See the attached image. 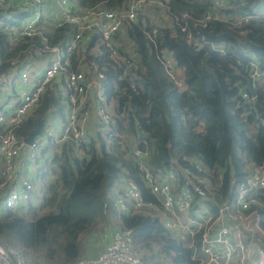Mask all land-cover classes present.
<instances>
[{"label":"trees","instance_id":"trees-1","mask_svg":"<svg viewBox=\"0 0 264 264\" xmlns=\"http://www.w3.org/2000/svg\"><path fill=\"white\" fill-rule=\"evenodd\" d=\"M11 1L16 8H10V0H0V19L22 9L24 0ZM213 1L166 0L164 8L152 6L146 15L139 13L135 21H126L115 42L119 55L130 56L127 65L117 63L94 31L84 35L85 50L76 52L71 64L75 68L86 62L104 68L106 95L114 102L117 130L125 137L146 138L154 169L194 170L195 160H200L210 172L211 183L218 182L219 191L225 193L232 180L241 181L251 165L264 162V86L253 90V110L241 95L247 91L248 62L253 56L264 60V19L237 26L227 20H210L202 26L199 20ZM244 1L240 5L239 0H224V13L264 5V0ZM75 2L81 10H123L128 4V0ZM179 24H186L193 40L201 45L190 42ZM42 28L50 44L75 30L66 23L56 25L52 19H45ZM152 29L156 30L153 41L148 37ZM12 32L0 30V74L11 68L16 55L29 56L41 43L40 37H26L12 44ZM161 48L180 69L186 90L180 92L166 74L157 56ZM62 80L57 78L54 84ZM53 88L45 89L39 103L15 128L18 136L26 137L46 117L50 106L59 105ZM84 150L85 156L80 157L71 143L63 144L54 156L52 176L43 172L35 180L27 207L0 215V242L16 243L26 257L40 255L52 264H69L84 255L81 235L113 213L120 223L117 227L133 231L143 264H196L185 242L171 237L150 211L117 213L112 191L122 175L145 199L151 198L119 139L106 145L97 134ZM219 173L221 180L216 178Z\"/></svg>","mask_w":264,"mask_h":264},{"label":"built area","instance_id":"built-area-1","mask_svg":"<svg viewBox=\"0 0 264 264\" xmlns=\"http://www.w3.org/2000/svg\"><path fill=\"white\" fill-rule=\"evenodd\" d=\"M46 1L24 0V14L20 15L19 10L14 18H9L14 13L11 11L0 19V30L13 31L9 36L12 44L26 37L41 39L32 53L26 51L29 56L16 55L11 60V68L0 74V101L5 100L7 89L13 97L10 106H0V215L27 207L35 192L38 173L43 168L54 170V156L63 144L71 143L80 157L85 156L84 147L98 134L106 145L118 138L126 147L151 195L150 199H145L135 184L120 176L112 191L117 213L150 211L172 237L185 242L196 264H264V162L251 165L241 181L232 180L225 193L219 191L218 182L211 183L210 172L200 160H195L194 170L154 169L146 138L142 135L125 137L117 130L114 102L106 95L104 68L86 62L77 63L75 68L71 64V57L85 50L82 43L89 31L99 35L101 43L119 65L129 64V55L117 53L116 34L122 31L126 21H135L139 13L146 15L148 8H164L166 0H128L123 10H81L75 0H50L58 14L53 20L56 25L75 26V30L57 44L49 43L42 28ZM239 1L240 5L245 4L244 0ZM224 4V0H214L199 23L206 26L210 20H227L237 26L253 19H264V5L254 10L224 13ZM9 6L16 8L11 0ZM4 18L15 24L2 26ZM179 25L190 42L201 45L193 40L186 24ZM155 35V29L148 33L152 41ZM36 55L42 57L38 61L42 63L40 66L33 64ZM170 55L163 48L157 51L166 74L182 92L187 86ZM248 66L247 82L252 90L264 86V60L253 56ZM60 77L63 80L54 84ZM50 86L56 88L63 120L62 114L55 113V105L50 106L41 134L28 144L25 137L15 133V128L27 118ZM241 95L253 110L254 94L247 90ZM216 178L221 180V174ZM0 264L42 263L29 260L20 246H6L0 242ZM69 264H143V254L130 228L115 227L98 252L84 254Z\"/></svg>","mask_w":264,"mask_h":264},{"label":"rangeland","instance_id":"rangeland-1","mask_svg":"<svg viewBox=\"0 0 264 264\" xmlns=\"http://www.w3.org/2000/svg\"><path fill=\"white\" fill-rule=\"evenodd\" d=\"M16 15L17 14H15V12H14L13 14H11V16L9 18H11V17L14 18ZM7 19L8 18L2 19V21H1L2 22V26H5L8 23L9 24H15L13 21L9 22ZM162 21L165 22V19L162 18ZM119 225H120V223L117 220L116 214L112 213V214H110L108 216V218L100 220V222H98V224H96L95 226L89 228L84 234L81 235V242H82V244L84 245V248H85V252L83 254H90L95 249H98V247L100 246L99 244L102 243V242L99 243V240L104 238V236L109 232V230L111 228L117 227ZM92 233H95L97 238L93 237V239H91ZM88 236H90V237L87 239ZM2 244L6 245V246L16 245V243H14L12 241H9V240H6L5 242H2ZM156 249H157V247H154V250H156ZM27 258L29 260H31V261H33V260L34 261H38V263H42V264H52L51 262L49 263L43 257H40V255H37L34 259H33L32 256H31V258L30 257H27Z\"/></svg>","mask_w":264,"mask_h":264},{"label":"crops","instance_id":"crops-1","mask_svg":"<svg viewBox=\"0 0 264 264\" xmlns=\"http://www.w3.org/2000/svg\"><path fill=\"white\" fill-rule=\"evenodd\" d=\"M44 5H45V8H44V13H43V18H44V20L46 19L47 21L49 20V19H52V20H54L56 17H58V14H57V12L55 11V8L53 7V3H51V1L50 0H47L46 2H44ZM22 7V9L20 10L21 11V13H19L20 15H22V14H24V12H26V11H24L23 12V10H26L25 9V5L22 3V5H21ZM43 25H44V22H43ZM40 58H42V57H35L34 59V62H33V64L36 66H40L42 63H40V62H38L39 60H41ZM8 84H10V83H8ZM6 89V88H5ZM5 89H3V90H5ZM53 92H55L56 93V88H53ZM5 100H1L0 101V106H2V105H4V106H10L11 104H12V102H11V100H12V94H10L9 93V90L7 89L6 90V92H5ZM56 108H57V111H56V109H55V113L57 114V115H60V114H62L61 115V118H62V116H63V112H62V107L60 106L59 107V105H57V106H55ZM62 120H63V118H62ZM94 134L95 133H93V137H94ZM43 172H45L44 174H46V176H48V177H51L52 176V173L54 172V170L52 171V172H50L47 168H43V170H41L39 173H38V175H37V177L41 174V173H43ZM36 177V176H35ZM37 179V178H36ZM113 228H115V227H113ZM113 228H111L110 230H109V232L104 236V238H102V239H100L99 240V243L100 242H102L101 244H99L100 246L98 247V249H95L92 253H96V252H98L102 247H103V245H104V242L108 239V237H109V235H110V232H111V230L113 229ZM90 236H88L87 237V239L89 238ZM93 237H95V238H97L96 237V235H95V233H92V237H91V239H93ZM105 239V240H104Z\"/></svg>","mask_w":264,"mask_h":264},{"label":"water","instance_id":"water-1","mask_svg":"<svg viewBox=\"0 0 264 264\" xmlns=\"http://www.w3.org/2000/svg\"><path fill=\"white\" fill-rule=\"evenodd\" d=\"M246 88H247V90H248L251 94H253V90H252L251 85H250L249 82L246 83ZM43 123H44V118L40 119V120L37 122L35 128L32 129V130L28 133V135L25 137V141H26L28 144H31V143L33 142L34 137H35L36 135L41 134ZM97 150H98L99 155L101 156V155H102V152H101L102 150H101V146H100V144L97 145Z\"/></svg>","mask_w":264,"mask_h":264}]
</instances>
